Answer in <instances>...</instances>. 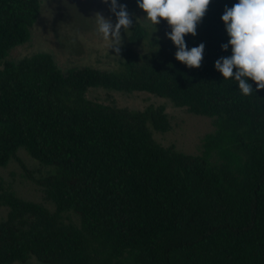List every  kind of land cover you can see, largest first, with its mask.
Segmentation results:
<instances>
[{
	"label": "trees",
	"instance_id": "16d2710c",
	"mask_svg": "<svg viewBox=\"0 0 264 264\" xmlns=\"http://www.w3.org/2000/svg\"><path fill=\"white\" fill-rule=\"evenodd\" d=\"M128 9L136 0H120ZM236 0H211L189 48L199 68L175 60L172 41L150 56L126 50L122 72L73 68L49 52L19 61L42 0H0V166L20 148L57 171L38 179L56 206L5 190L0 264L31 256L54 264H264V89L241 95L214 62L230 55L221 15ZM162 30H170L161 20ZM146 35L134 28L132 40ZM235 71V69H234ZM255 89V82L249 81ZM91 86L148 91L212 117L201 154L164 146L150 126L171 128L164 105L143 111L89 99ZM74 211L80 224L63 214Z\"/></svg>",
	"mask_w": 264,
	"mask_h": 264
},
{
	"label": "rangeland",
	"instance_id": "374dc122",
	"mask_svg": "<svg viewBox=\"0 0 264 264\" xmlns=\"http://www.w3.org/2000/svg\"><path fill=\"white\" fill-rule=\"evenodd\" d=\"M127 10L133 19V25L128 35L121 30L122 43L117 54L113 49L108 51L107 42L102 41L94 29L92 17L96 12H101L106 18L111 17L115 22V17L101 0H42L41 13L31 29L30 39L11 50L7 60L19 61L37 52H49L65 73L73 68L84 67L122 72L126 50L150 56L157 53L166 42L161 23L155 29L154 25L143 18L146 13L142 10ZM136 26L143 27L146 35L132 40ZM2 66L0 63V67ZM85 96L116 108L136 111H143L150 105H164L171 128L162 132L150 126L153 136L162 145H174L177 150L188 154H201L204 136L215 130L212 117L192 113L186 107L176 106L170 98L148 91L91 86L85 91ZM17 156L18 159L14 158L7 165L0 166V194L10 190L24 199L55 210L54 202L48 198L38 179L56 172L58 167L43 164L24 148L18 150ZM8 211L9 208L0 202V220L7 217ZM63 219L80 224V217L74 211L64 213ZM24 264L54 263H45L31 256Z\"/></svg>",
	"mask_w": 264,
	"mask_h": 264
},
{
	"label": "clouds",
	"instance_id": "9594fccd",
	"mask_svg": "<svg viewBox=\"0 0 264 264\" xmlns=\"http://www.w3.org/2000/svg\"><path fill=\"white\" fill-rule=\"evenodd\" d=\"M101 2L115 17V22L96 12L92 17L94 29L101 40L107 42L108 51L113 49L118 54L122 43L121 30L128 35L133 19L127 5L120 0ZM210 3L211 0H136L138 9L146 13L143 18L155 29L162 19L166 21L170 30L165 35L176 48L175 60L188 68L200 67L205 44L189 48L185 37L196 35L197 25ZM221 20L228 36L221 49L224 52L230 49V55L216 59L215 70L223 80L236 81L241 95L264 89V0H236L231 7H225ZM250 80L255 82V89Z\"/></svg>",
	"mask_w": 264,
	"mask_h": 264
}]
</instances>
